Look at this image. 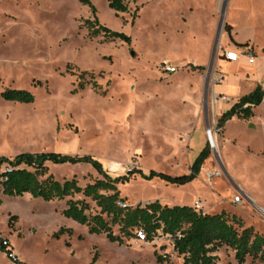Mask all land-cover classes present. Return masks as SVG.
<instances>
[{
  "label": "rangeland",
  "instance_id": "obj_1",
  "mask_svg": "<svg viewBox=\"0 0 264 264\" xmlns=\"http://www.w3.org/2000/svg\"><path fill=\"white\" fill-rule=\"evenodd\" d=\"M88 1L99 24L129 36V45L91 36L85 22L93 15L80 0H0V94L34 96L32 104L0 96V156H91L112 177L134 169L181 176L207 145L210 155L197 179L175 186L134 175L118 186L123 203L192 206L200 200L204 213L225 211L264 237V104L256 108L254 126L232 120L213 145L205 134L217 127L213 87L223 75V53L243 49L232 42L264 44V0H231L232 9L230 0H124L127 12L117 17L107 0ZM257 58L255 65L241 62L224 72L249 77L242 84L247 90L261 79ZM164 64L176 72L166 75ZM47 168L57 181L75 178L81 187L101 179L86 164ZM217 168L224 176L208 181L205 172ZM238 193L243 199L233 203ZM67 200L2 197L0 236L19 262L91 264L96 255L94 264H167L156 262L157 253L182 264L167 237L118 245L89 234L61 215ZM215 255L217 264H237L228 248ZM251 262L247 257L244 264ZM0 264L14 263L0 252Z\"/></svg>",
  "mask_w": 264,
  "mask_h": 264
},
{
  "label": "trees",
  "instance_id": "obj_2",
  "mask_svg": "<svg viewBox=\"0 0 264 264\" xmlns=\"http://www.w3.org/2000/svg\"><path fill=\"white\" fill-rule=\"evenodd\" d=\"M136 2L137 0H132ZM88 6L93 15L92 21H86L87 31L91 36L102 34L106 40H120L130 44V37L115 32L99 24L96 10L88 0H80ZM108 7L119 14L127 12L124 0H107ZM135 18H132V24ZM235 46L247 47L248 44ZM264 51V50H263ZM200 68V67H199ZM82 88V86H80ZM4 101L20 104H32L34 96L26 90H6L0 94ZM264 91L257 86L251 93L241 97L228 111L217 120V128H222L227 121L236 116L247 120L252 117L251 108L260 105ZM207 145L199 152L192 163L189 173L181 176H169L150 171L144 175L141 170H130L124 175L112 177L102 164L91 156H71L57 153H21L14 157L0 156V205L2 197H22L25 194L44 202L63 201L69 198L61 211L64 218L71 219L85 226L91 235H104L118 245L142 235L145 242L167 237L173 252L182 257V264H217L215 253L222 247L234 252L237 264H244L247 257L264 263V237L254 233L251 228H244L236 216H229L225 211L207 214L196 211L188 205H162L154 201L145 205L128 206L121 198L118 186L127 183L134 175L146 180L158 178L164 182L181 186L197 179L204 161L209 157ZM47 163L53 165L91 166L101 179L81 187L75 178L57 181L47 175ZM47 175V176H46ZM45 177V178H44ZM77 197L76 199H73ZM93 204V205H92ZM117 228L115 234L113 229ZM64 230H60L59 233ZM0 252L9 255L7 246L0 243ZM157 263L170 264L167 256L155 254ZM96 261L94 256L92 263ZM14 264H23L15 261Z\"/></svg>",
  "mask_w": 264,
  "mask_h": 264
},
{
  "label": "crops",
  "instance_id": "obj_3",
  "mask_svg": "<svg viewBox=\"0 0 264 264\" xmlns=\"http://www.w3.org/2000/svg\"><path fill=\"white\" fill-rule=\"evenodd\" d=\"M231 5H232V1L230 0V4H229L230 9H232ZM227 19H228V17H227ZM235 43H237V44L247 43L250 46L243 47V49H240V50H238L237 48H230V49L226 50V51H236L239 54V60L235 63L229 62L224 57H222L224 62H225V66H222L223 75H222L220 83L215 84L213 87V91H214L215 95L217 96L214 101H215L216 114L218 117H220L223 113L228 111L241 97L251 93L257 86H260L264 91V68L261 70L262 75H261L260 81L254 82V84L251 87H249L247 90H244V91H243V88H245V86L242 84L246 83L247 79L249 77H246L247 79L243 77V80H242V76H241V79L236 75H232L229 77L224 72L229 66L237 65L241 62H244L245 64H248V65H255L256 59H258L257 57H260V60L262 59V66H264V51H263L264 50V44L259 46L255 41H251V40L238 41ZM248 51H252L254 54L257 55V57L256 56L254 57V62L252 64H250L248 62V57L246 55V53ZM254 70L255 69H252V71H254ZM166 75H170V74H166ZM252 76H254V75H252ZM217 86H220L218 90H217ZM218 103H220V109L217 111L216 105ZM263 104H264V97H263V100L260 103V105L251 108L252 113H253L252 117H250L247 120H242V119H238L236 116H234L229 121H227L225 123V125L223 126L224 129L226 128L228 122H230L232 120H234V121L242 120V124L247 123V124H251L254 126L253 123H254V118L256 117V108L262 106ZM175 205H177V204H175Z\"/></svg>",
  "mask_w": 264,
  "mask_h": 264
},
{
  "label": "built area",
  "instance_id": "obj_4",
  "mask_svg": "<svg viewBox=\"0 0 264 264\" xmlns=\"http://www.w3.org/2000/svg\"><path fill=\"white\" fill-rule=\"evenodd\" d=\"M247 57H248V62L250 64H252L254 62V55L252 53V51H248L246 53ZM223 57L229 61V62H237L239 60V54L236 51H225L223 53ZM163 72L166 74H174L176 72V67L168 65V64H164L163 66ZM221 79H216V82H220ZM215 131H213L211 128H208L206 131V137H207V141L210 145H213V141H214V136H216V133L219 131V129L217 127H215ZM185 141V139H183ZM224 176V171L223 169L217 168V169H213V170H209L205 172V177L208 181H211L214 178H220ZM244 194L243 193H238V195L234 196V198L232 199L233 203H238L240 202V199H243ZM121 207H124L125 204H120ZM192 208L196 211L202 212L204 213V202L200 201V200H196L194 201ZM138 237H140L143 240L142 235L138 234ZM0 243H2V245L7 246V249L9 250V255L7 256L13 263L15 261H18L15 258V254H12V250L7 242V240H5L4 238H2L0 236ZM6 255V254H5Z\"/></svg>",
  "mask_w": 264,
  "mask_h": 264
},
{
  "label": "bare ground",
  "instance_id": "obj_5",
  "mask_svg": "<svg viewBox=\"0 0 264 264\" xmlns=\"http://www.w3.org/2000/svg\"><path fill=\"white\" fill-rule=\"evenodd\" d=\"M214 144H215V140H214Z\"/></svg>",
  "mask_w": 264,
  "mask_h": 264
},
{
  "label": "water",
  "instance_id": "obj_6",
  "mask_svg": "<svg viewBox=\"0 0 264 264\" xmlns=\"http://www.w3.org/2000/svg\"><path fill=\"white\" fill-rule=\"evenodd\" d=\"M132 55H134V54H132Z\"/></svg>",
  "mask_w": 264,
  "mask_h": 264
}]
</instances>
